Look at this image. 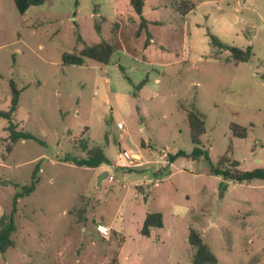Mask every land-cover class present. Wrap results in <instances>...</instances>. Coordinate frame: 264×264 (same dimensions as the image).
Listing matches in <instances>:
<instances>
[{
    "label": "rangeland",
    "instance_id": "1",
    "mask_svg": "<svg viewBox=\"0 0 264 264\" xmlns=\"http://www.w3.org/2000/svg\"><path fill=\"white\" fill-rule=\"evenodd\" d=\"M145 15L156 25L142 29L129 0H46L24 15L15 0H0V110L9 109L13 80L23 91L16 121L39 140L8 151L0 119V218L40 167L36 191L17 201L14 245L0 264H193L191 229L216 264H264V181L211 172L229 147L240 170L264 167V0H147ZM77 32L87 45L114 44L110 63L64 65L63 54L83 48ZM213 37L252 46L254 56L234 65ZM192 104L205 116L210 161L170 164L195 148L185 112ZM232 124L248 137H235ZM94 146L109 164L74 163ZM123 149L142 161L124 160ZM104 171L114 180L99 185ZM151 212L163 214L164 227L145 237Z\"/></svg>",
    "mask_w": 264,
    "mask_h": 264
},
{
    "label": "trees",
    "instance_id": "2",
    "mask_svg": "<svg viewBox=\"0 0 264 264\" xmlns=\"http://www.w3.org/2000/svg\"><path fill=\"white\" fill-rule=\"evenodd\" d=\"M45 2L46 0H15L16 7L21 15H24L29 7L41 6ZM129 3L134 14L140 19L142 29H148L150 24H155L156 21H151L145 16L147 0H129ZM95 30L98 35H101L100 25L95 24ZM146 33L148 34L149 38L147 43H152L151 32L147 30ZM212 39L215 46L231 52L234 65L250 61V59L254 56L252 46H248L245 49H240L227 46L221 43L216 37H213ZM78 43L83 44V48L78 53L72 52L63 54L62 58L64 65L83 66L87 59L93 60L102 65H108L116 52L114 44L103 39L95 44H84L79 32H77V44ZM262 78L264 79V76H262ZM146 83L147 80L144 79L138 84L136 89L140 90L146 85ZM9 84L11 88L9 109L7 111L0 110V119H5L8 122L6 130L9 133V145L7 149L8 151H11L12 147L20 140H39L32 133L24 131L20 127V123L16 121V113L19 109L20 96L23 91L18 89L17 84L13 80H11ZM185 112L190 129L191 141L195 148L190 154L179 151L175 155L170 156V164H173L179 157H190L193 160H200L203 158L206 161H210L209 152L205 151L202 145V136L206 134L205 116L198 110L196 104H192L188 109H186ZM230 129L235 137H248V129L245 127L232 124ZM86 149L87 148H85V150ZM231 153L232 147H229L227 153L224 156H221L215 165H211V172L213 174L216 176H222L224 180H229L239 184H248L254 180L264 181V167L256 168L251 171H242L239 169L240 163L236 160L230 159L229 154ZM74 163L80 167L96 169L103 164H109V160L100 147L94 146L90 149H87L86 158L74 160ZM39 171L40 167L37 166L33 171L31 184L29 186H25L22 192H19L15 195L10 214L0 218V253L2 254H4L10 247L14 245L11 236L16 230L15 214L17 211V201L21 197L27 196L36 191L37 185L40 181L38 176ZM163 227V214L161 212H151L146 215L140 234L145 237H150L151 229H161ZM188 240L190 245L195 248L193 264L217 263V258L213 254L211 248L204 242L203 238L196 230H190ZM112 264L118 263L114 262Z\"/></svg>",
    "mask_w": 264,
    "mask_h": 264
},
{
    "label": "built area",
    "instance_id": "3",
    "mask_svg": "<svg viewBox=\"0 0 264 264\" xmlns=\"http://www.w3.org/2000/svg\"><path fill=\"white\" fill-rule=\"evenodd\" d=\"M117 127L121 129L123 132H125V124L123 122H119L117 124ZM122 158L126 161H133L134 164L139 163L142 161V155L139 151H135L132 149H123L122 152ZM108 181L112 182L114 180L113 176L109 172V176L107 178ZM97 231L99 234L103 237H108L110 234V228H108L105 225L99 224L97 226Z\"/></svg>",
    "mask_w": 264,
    "mask_h": 264
},
{
    "label": "water",
    "instance_id": "4",
    "mask_svg": "<svg viewBox=\"0 0 264 264\" xmlns=\"http://www.w3.org/2000/svg\"><path fill=\"white\" fill-rule=\"evenodd\" d=\"M108 176H109V172H108V171H104V172H102V174L99 176V179H98V181H99V185H101V182H102L103 180L107 179ZM0 185H6V183L0 181Z\"/></svg>",
    "mask_w": 264,
    "mask_h": 264
},
{
    "label": "crops",
    "instance_id": "5",
    "mask_svg": "<svg viewBox=\"0 0 264 264\" xmlns=\"http://www.w3.org/2000/svg\"><path fill=\"white\" fill-rule=\"evenodd\" d=\"M146 9V8H145ZM146 16V15H145ZM114 17H117V13H116V5L114 6ZM161 25V24H160Z\"/></svg>",
    "mask_w": 264,
    "mask_h": 264
}]
</instances>
